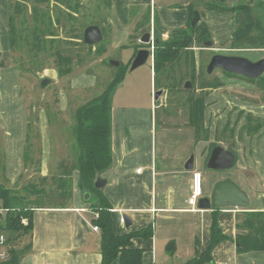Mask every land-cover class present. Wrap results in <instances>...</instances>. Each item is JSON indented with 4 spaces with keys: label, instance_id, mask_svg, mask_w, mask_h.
<instances>
[{
    "label": "rangeland",
    "instance_id": "1",
    "mask_svg": "<svg viewBox=\"0 0 264 264\" xmlns=\"http://www.w3.org/2000/svg\"><path fill=\"white\" fill-rule=\"evenodd\" d=\"M78 1L80 9L76 17L77 25L103 24L105 40L95 45H80L81 48L74 46L71 70L60 74L54 57L46 53H37L38 55L33 56L31 53L34 50L31 53L21 50L19 42L17 46L13 45L10 42L9 25L19 30V33L22 32V35L33 36L29 29L37 24L35 19L37 9L40 11L53 9L52 14L55 16L58 7L61 10H67L66 6L56 0H0V88L10 89L8 92L0 91V126L3 118L18 117L20 112H17L14 107L9 108L8 101L19 98L27 114V133L23 138H25L27 149L31 150L26 153V156L33 159L31 165L36 167L34 171L37 170V154L40 152V139L37 133L40 132L41 115L47 114L46 119L49 124L47 132L53 146V161L58 163L61 159L71 166L76 157V141L72 130L76 110L104 91L118 70L128 64L134 48L139 45L138 41L131 40L127 34L128 31L119 34L114 42L111 41L106 32L109 31L107 21L111 10L109 5L111 0ZM175 1L181 2V0ZM210 1L194 0V4L206 13V4ZM239 1L241 0H226V3L234 2L233 5H235ZM245 1L254 4L256 0ZM70 23L64 30L59 31V38L64 39L63 41L71 36V31L68 30L71 27ZM26 24L29 29L22 31ZM231 32L230 25L224 28L221 35L215 33L217 39L219 37L223 40L216 42L217 39L212 37L214 43L211 47L197 43L193 50L183 53L176 65L168 70L172 73V78L167 80L163 77L160 86L156 85L155 77L152 82L153 99H155L156 91L163 89L157 101L159 107L156 110L157 161L161 162V151H166L165 154L172 158L194 155L195 165L203 176V197L207 195L211 183L218 177L233 180L249 195L251 190L248 185V176L258 177L259 161L261 158L264 160L262 155H259L260 152H264V125L256 133H252V136L249 135L248 128L250 124L254 131L257 122L255 119L264 120L263 80L248 79L241 75L229 74L221 69H215L212 74L207 72L210 59L216 53L245 56L254 61L264 57V47L231 48V38L227 39ZM168 35L169 32L168 34L166 32L164 38ZM111 60L120 62V66L111 65ZM131 63L127 65L124 80L113 91L112 104L124 101L147 103L151 100V57L145 64L134 70H131ZM32 70L34 73L31 72ZM262 76L264 77V74ZM43 77L50 78L52 81L43 86L41 84ZM187 81L192 82L191 89L184 87ZM154 104L156 105L155 101ZM251 118L253 120L250 122ZM1 131L0 127V164L2 162L3 166L5 148ZM19 134L21 136V132ZM212 142L224 148L233 145L237 158L244 152L253 151L252 158L255 161L249 157L248 159L254 166L251 165L244 174L243 171H240L241 173L237 171V163L233 168L223 171L208 168L206 157L212 152L210 146ZM30 174L28 170L15 184L7 181L5 183L22 193L25 197L24 203L34 206L36 201L33 199L32 185L36 180L33 176L29 177ZM26 183L28 184L24 185ZM23 187H30L32 194L26 193ZM41 188L45 193L48 192L47 197L53 194V188H49L48 191L43 188V184L36 188L37 192H40ZM171 241L174 240L157 241L156 248L154 247L156 264H165L170 258H176L178 252H169L166 249Z\"/></svg>",
    "mask_w": 264,
    "mask_h": 264
},
{
    "label": "crops",
    "instance_id": "2",
    "mask_svg": "<svg viewBox=\"0 0 264 264\" xmlns=\"http://www.w3.org/2000/svg\"><path fill=\"white\" fill-rule=\"evenodd\" d=\"M111 1L107 21L109 31H106L111 41L114 42L119 34L125 31L129 32L127 33L129 36H139L137 39L139 45H136L127 63L132 62L137 52L145 47V44L140 41L144 34H140L141 30L151 32L155 40V15L159 18V26L168 34L174 29L187 26L190 4L195 7V10H199L194 0ZM233 3L230 4L233 5ZM148 9L150 16L146 21ZM202 21L209 27L215 40L217 39L215 33L221 35L224 28L230 25L232 32L227 39L231 38L236 25L233 13H222L216 10L207 11L202 16ZM137 23H145L139 32L136 30ZM103 35L105 40V31ZM131 40L135 39L131 38ZM220 40L223 38L218 37L216 42ZM147 48H149L148 44ZM150 57L152 83L155 77L154 56ZM151 85V100L147 103L124 101L112 104L113 160L111 167L101 176L108 180L102 191L112 206L115 231L127 233L152 225L151 238L139 237L133 240L135 247L144 250L142 264L157 263L154 247L156 248L158 240H174L169 244L174 243L175 248L169 250L168 244L166 249L169 252H178L176 258H170L171 260H167L165 264H182L208 248L213 222L216 219L219 224L217 230L221 228L218 232H221L224 237L213 249V261L207 264H264V251L239 252L237 250V216L245 209L202 210L198 207L195 210L191 209L188 198L191 195L192 175L194 170L200 171V169L196 165L192 170L185 167L190 156L172 158L165 154L166 151H161V162L157 161L155 134L157 131L156 110L159 106L157 102L156 105L154 104L153 83ZM9 90L0 88L1 92ZM8 104L9 108L14 107L20 114L13 119L3 118L1 121L5 163L3 166L2 162L0 164V181L15 184L24 172L29 170L31 172L29 177L33 176L36 180L34 184L36 188L41 186L42 178H47L48 181L43 188L48 191L49 188H53L54 195H58L57 180L69 178L68 172L65 171L68 165L63 169L60 166L63 160L59 159L58 163L53 161V146L47 132L49 127L47 114H42L40 119V132L37 133L40 139V152L37 154V170L34 171L36 167L31 165L33 159L26 156L31 149H27L25 138H23L27 133L25 106L19 98L8 101ZM249 138L252 137L249 136ZM252 155L254 156L253 151L249 150L239 158L236 156L239 173L243 171L244 174L251 165L254 166L248 159L249 157L253 160ZM259 155L264 158V152H260ZM208 159L209 155L206 157V162ZM259 162L258 177L248 176V185L251 190L249 208L253 211H264V160L261 158ZM65 163L68 162L65 161ZM139 168L142 169L140 173L137 172ZM72 178V184L65 187L64 194L60 193L64 197H61L59 201L53 199L55 202L53 203L44 197V204L34 205L33 231L28 237L31 248L18 263L13 264H102L100 234L93 229L94 225L91 223V219L97 213H94L91 203L84 198L86 192L78 184L79 172L75 171ZM223 179L218 177L213 181L206 196H210L215 184ZM36 188L32 194L35 203L42 197L38 195ZM123 214L131 217L130 227L121 222ZM0 264L12 263L0 260ZM112 264H120L119 259Z\"/></svg>",
    "mask_w": 264,
    "mask_h": 264
},
{
    "label": "trees",
    "instance_id": "3",
    "mask_svg": "<svg viewBox=\"0 0 264 264\" xmlns=\"http://www.w3.org/2000/svg\"><path fill=\"white\" fill-rule=\"evenodd\" d=\"M56 1L63 3L67 10H61L58 7L57 14L53 16V9L42 11L37 9V15L35 16L37 24H34L31 29L26 24L22 29V31L29 29L30 34L32 33L33 36L22 35V32L19 33V30L17 31V29L15 30L14 27L9 25L11 32L10 42L16 46L19 42V46L22 47H19L21 50L24 49L30 53L34 50L31 53L33 56L46 53L54 57L59 73L63 74L71 70L70 64L74 59L73 47L77 46L81 48L80 45H88L83 39L84 29L92 24L99 25L103 31H105V27L101 23H89L78 26L76 17L80 9L79 1ZM109 5H111V2ZM206 6V11L216 10L222 13H233L235 15L236 25L231 37V48L264 47V0H256L254 4H249L245 0H241L235 5L227 4L226 2L221 3L219 0H211ZM194 11L195 7L190 4L187 26L170 31L167 38H164L166 32L159 26V18L155 15L153 69L156 85H161L163 77L167 80L170 77L172 78V73L168 72V70L176 65L183 53L187 50H193L197 43L204 44L206 41H212V32L205 22L201 20L194 27L191 26ZM199 11L201 17L206 14L201 9ZM149 14L150 10L148 9L146 12V21L149 20ZM71 21H74V23H70ZM69 23L71 27L68 30L69 32L71 31V36L63 41L64 39L61 40L59 38V31L64 30ZM145 23H137V32L142 29ZM145 32L146 30H141L140 34ZM130 37L137 41L139 36L132 35ZM127 65L118 70L100 95L89 100L76 110L75 123L72 128L76 141V157H74L71 166L64 161L60 164L63 169L69 165V168L67 167V170H65L68 172L69 178L57 180L59 182L56 190L58 195L55 196L53 191V194L47 197V194L42 189L40 192H37L38 195L42 196L37 199V205L45 203L43 197L50 199L49 201L51 202H53V199L59 201L61 197H64L60 193L62 192L64 194L65 187L72 184L73 173L75 171L79 172L78 184L84 192H91L93 197L89 202L94 213L98 214V218L93 216L91 223L100 229L102 264H112L116 259H119L120 264H142L144 250L135 247L133 240L139 237L148 239L153 235L152 225L138 231L117 233L113 226L112 206L104 196L103 191L97 189L93 184L96 172L102 174L112 165L111 97L113 91L124 80L128 69ZM31 72L34 73L33 70ZM260 78L263 80L264 88V77L261 76ZM252 120L253 118H251L250 122ZM255 121L257 122L255 123L256 128L254 131H252L253 126L250 124L248 126L249 135L251 136L252 133H256L264 125V120L255 119ZM210 146L213 149L217 145L212 142ZM227 149L236 154L233 145L227 147ZM47 181V178H42L41 182L44 185ZM5 182L0 181V207L7 210L5 215L1 216L0 231L4 232L7 236L8 258L2 261L13 264L18 263L31 248V242L28 240V237L31 236L33 231L34 206L24 203L25 197L22 193L17 189L11 188ZM32 188L35 189V185ZM23 190L26 193L32 194L30 187H23ZM219 209L221 208L215 210ZM241 209L244 210L243 208ZM245 210L237 216V250L239 252L264 251V211H253L252 208ZM23 218L28 220L27 224L22 223ZM218 225V221L215 219L212 226L211 242L208 248L200 255L182 264H207L213 261V249L224 237L221 232H218Z\"/></svg>",
    "mask_w": 264,
    "mask_h": 264
},
{
    "label": "water",
    "instance_id": "4",
    "mask_svg": "<svg viewBox=\"0 0 264 264\" xmlns=\"http://www.w3.org/2000/svg\"><path fill=\"white\" fill-rule=\"evenodd\" d=\"M221 3H225L226 0H219ZM201 21V14L199 10H195L193 13V19L191 26L194 27ZM152 38L151 32H146L141 38L142 44H149ZM84 42L88 45H95L103 41L104 35L101 27L96 24L87 26L83 33ZM213 41H206L204 45L211 47ZM151 56L149 48H141L131 63V70H134L143 64H145ZM110 64L113 66H120V62L111 60ZM215 69H221L226 72L241 75L251 79H258L264 74V57L258 60H251L248 57L240 55H226L216 53L214 54L207 66L208 74H212ZM52 79L43 77L41 78V84L45 86L51 82ZM186 89L192 88V82L187 81L184 85ZM163 93V89L157 90L155 93V102L159 100V96ZM236 164L235 152L217 145L212 149V152L207 161V167L217 171H223L231 169ZM195 156L191 155L188 159L185 167L189 170L194 169ZM108 180L103 178L99 172H96L93 180L94 186L103 190ZM86 201L92 200L91 192L87 191L84 196ZM251 206V199L246 191H244L236 182L231 179H223L218 181L210 196H202L198 200L197 207L202 210H211L217 208H243L248 209ZM125 225L130 227L132 225V219L128 214H123ZM221 228H218L220 231ZM175 248V244L171 243L168 246L169 250Z\"/></svg>",
    "mask_w": 264,
    "mask_h": 264
},
{
    "label": "built area",
    "instance_id": "5",
    "mask_svg": "<svg viewBox=\"0 0 264 264\" xmlns=\"http://www.w3.org/2000/svg\"><path fill=\"white\" fill-rule=\"evenodd\" d=\"M141 41V40H140ZM149 45V50L151 52V56H154V50H155V40L152 36ZM142 169L139 168L137 172H141ZM202 173L199 170H194L192 175V188H191V195L188 198V203L191 206L192 210H195L197 208L198 200L203 196L202 193ZM6 209L0 207V221L1 216L5 215ZM95 218H98V214H95ZM121 222L125 223L124 218L121 217ZM23 224H27L28 220L26 218L22 219ZM93 229L95 231H99V227L94 225ZM8 258V249H7V236L4 232L0 231V260H6Z\"/></svg>",
    "mask_w": 264,
    "mask_h": 264
}]
</instances>
